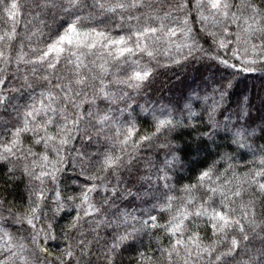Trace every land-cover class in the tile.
<instances>
[{
  "label": "snow or ice",
  "instance_id": "6c2138e0",
  "mask_svg": "<svg viewBox=\"0 0 264 264\" xmlns=\"http://www.w3.org/2000/svg\"><path fill=\"white\" fill-rule=\"evenodd\" d=\"M0 264H264V0H0Z\"/></svg>",
  "mask_w": 264,
  "mask_h": 264
}]
</instances>
